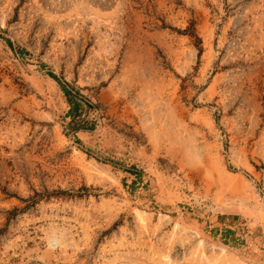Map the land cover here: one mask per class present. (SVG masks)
<instances>
[{
    "label": "rangeland",
    "instance_id": "374dc122",
    "mask_svg": "<svg viewBox=\"0 0 264 264\" xmlns=\"http://www.w3.org/2000/svg\"><path fill=\"white\" fill-rule=\"evenodd\" d=\"M0 264H264V0H0Z\"/></svg>",
    "mask_w": 264,
    "mask_h": 264
},
{
    "label": "trees",
    "instance_id": "16d2710c",
    "mask_svg": "<svg viewBox=\"0 0 264 264\" xmlns=\"http://www.w3.org/2000/svg\"><path fill=\"white\" fill-rule=\"evenodd\" d=\"M7 44L13 48L12 42L10 40H6ZM21 54L23 51H19ZM45 68V66H43ZM57 85L60 87L66 103L69 106V111L66 114L68 121L64 123L63 130L67 136L71 133L76 135L79 132L84 131H93L96 127L95 123L89 119V112L94 111L97 108V105L94 104L90 99H88L85 95H83L82 90L77 88L74 85L69 84L61 77L57 76L53 72L49 71L47 74ZM126 172L138 177V174L141 173L135 166H132L129 169H126ZM91 192H98V191H90L89 189L85 188L78 192H72L70 194H90ZM38 197V198H37ZM34 200L33 203H36L39 198L41 197L38 195ZM19 213L18 210H15L12 215H17Z\"/></svg>",
    "mask_w": 264,
    "mask_h": 264
}]
</instances>
